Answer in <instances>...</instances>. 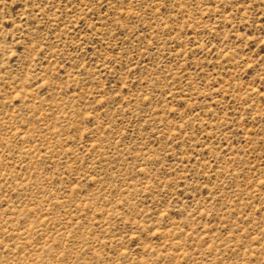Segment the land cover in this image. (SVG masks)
Segmentation results:
<instances>
[{"label":"rangeland","instance_id":"374dc122","mask_svg":"<svg viewBox=\"0 0 264 264\" xmlns=\"http://www.w3.org/2000/svg\"><path fill=\"white\" fill-rule=\"evenodd\" d=\"M0 264H264V0H0Z\"/></svg>","mask_w":264,"mask_h":264}]
</instances>
